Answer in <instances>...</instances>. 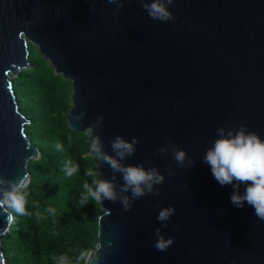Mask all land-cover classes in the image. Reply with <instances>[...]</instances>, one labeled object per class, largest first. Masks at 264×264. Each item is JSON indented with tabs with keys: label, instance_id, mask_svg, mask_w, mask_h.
Segmentation results:
<instances>
[{
	"label": "water",
	"instance_id": "1",
	"mask_svg": "<svg viewBox=\"0 0 264 264\" xmlns=\"http://www.w3.org/2000/svg\"><path fill=\"white\" fill-rule=\"evenodd\" d=\"M150 2L0 0V176L30 181L40 154L12 82L28 67L33 44L71 81L69 128L88 132L89 142L99 138L121 165L156 167L165 177L158 195L124 210L121 198L131 192L122 190V173L89 151L118 195L100 202L92 250L99 264H264V220L246 202L234 206L232 185H220L203 160L218 127L244 124L264 137V0H162L167 21L149 17ZM117 135L138 139L123 160L111 146ZM173 148L185 150L182 164ZM170 205L174 214L158 221ZM13 223L0 207V264ZM157 228L174 237L166 250L154 247Z\"/></svg>",
	"mask_w": 264,
	"mask_h": 264
},
{
	"label": "trees",
	"instance_id": "2",
	"mask_svg": "<svg viewBox=\"0 0 264 264\" xmlns=\"http://www.w3.org/2000/svg\"><path fill=\"white\" fill-rule=\"evenodd\" d=\"M20 111L28 118L26 133L40 154L29 166L28 204L30 212H14V223L3 236L1 247L6 264H56L55 257L67 255L75 261L81 250L92 251L98 242L100 203L79 205L84 182L91 184L87 170L96 168L89 155L88 132L73 131L67 123L71 106V81L55 73L37 46L30 44L28 67L12 78ZM61 142L63 151L55 144ZM67 159L79 165V172L67 177L62 165ZM56 209L51 216L44 210Z\"/></svg>",
	"mask_w": 264,
	"mask_h": 264
},
{
	"label": "clouds",
	"instance_id": "3",
	"mask_svg": "<svg viewBox=\"0 0 264 264\" xmlns=\"http://www.w3.org/2000/svg\"><path fill=\"white\" fill-rule=\"evenodd\" d=\"M114 2V0H109ZM172 3V0H167ZM122 6V5H121ZM149 17L167 21L172 18L171 12L167 9L162 0H151L145 4ZM23 35V32L20 33ZM79 120V117H75ZM102 119V117H101ZM217 138L213 141L212 146L207 149L203 160L210 166L211 173L220 185L231 184L233 192L230 196L231 203L242 208L245 202L254 208L255 215L264 220V137H261L255 131H249L247 125L241 124L238 129L225 130L223 127L216 129ZM138 142L136 137L132 140H126L117 135L112 141L113 152L120 160L126 156H131L135 152V145ZM89 151L95 154L97 159H103L114 171L122 173L124 186L123 191L131 192V199L127 196L121 198L124 210L132 207V202L141 196L149 193L158 195L159 189L155 185L163 184L165 177L156 167L145 168L140 165H121L118 159L109 156L102 151V141L93 137L89 143ZM57 151H63L64 145L61 142L55 144ZM167 149H160L164 152ZM174 159L181 164L186 158V152L183 149L173 148ZM63 173L67 177H72L79 172V165L71 159L63 162ZM86 175L92 177V182H84L83 191L80 193L79 205L82 207L90 201L100 203L107 199L115 201L118 199L114 184L102 178H97L98 173L94 169H89ZM250 182V183H248ZM28 178L25 174L23 178L9 180L0 176V207L10 209L20 216H31L35 214L41 217L43 214L39 211L33 213L27 208L28 204ZM241 184L244 185L243 192L240 191ZM51 216L56 215V209L49 206L44 210ZM175 212L174 206L162 208L157 216L158 221H167ZM12 219L11 216L8 217ZM167 227V224L164 225ZM157 239L154 247L158 250H166L174 242V237L165 238L160 234V229H155ZM99 247V246H97ZM56 264H99L100 255L98 252L90 250H81L75 261L67 255L55 257ZM235 264V261H233Z\"/></svg>",
	"mask_w": 264,
	"mask_h": 264
},
{
	"label": "rangeland",
	"instance_id": "4",
	"mask_svg": "<svg viewBox=\"0 0 264 264\" xmlns=\"http://www.w3.org/2000/svg\"><path fill=\"white\" fill-rule=\"evenodd\" d=\"M49 63V62H48ZM50 64V63H49Z\"/></svg>",
	"mask_w": 264,
	"mask_h": 264
}]
</instances>
